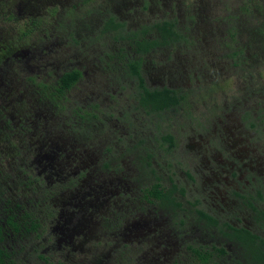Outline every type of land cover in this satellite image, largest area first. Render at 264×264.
I'll list each match as a JSON object with an SVG mask.
<instances>
[{
    "label": "rangeland",
    "instance_id": "obj_1",
    "mask_svg": "<svg viewBox=\"0 0 264 264\" xmlns=\"http://www.w3.org/2000/svg\"><path fill=\"white\" fill-rule=\"evenodd\" d=\"M13 7L14 16L0 10L1 66L4 60L11 64L14 55L22 60L18 52L25 53L24 59L30 58L26 60L31 66L23 70L19 62H13L5 73V83L0 85V115L12 113L14 126L21 122L11 130L1 129L0 116V226L9 215H16V221L37 223L36 231L27 234L15 233L11 227L5 233L4 243L21 264H174L178 261L191 264L192 251L187 248L190 242L195 240V245L208 250L221 242L217 231L210 230L205 235L196 227L194 202L234 224L256 226L251 210L234 195L232 188L255 197L258 189L264 190V46L251 40L252 31L259 25L258 18L264 19L260 14L264 0H15ZM111 13L125 24L123 40L119 41L116 36L115 45H108L113 42L108 36L101 37L99 31L107 26ZM162 17L177 18L178 27L189 32L194 43L183 49L182 37L180 48L165 47L146 57L148 65L160 66V71L152 69L148 73L150 85L171 86L183 95L177 109L148 114L135 107L138 91L135 83L129 81L122 90L107 73L115 65L111 55L125 58L128 50L134 53L128 43L132 32ZM235 31L237 34L232 41L231 33ZM155 34L154 30L152 36ZM228 46L244 51V68L232 65V49ZM33 54L38 55L32 59ZM75 56L87 57L93 62L85 69L86 76L68 94L71 104L89 106L84 111L89 110L90 104L99 105L98 117H90V125L98 134L95 132L96 138L86 141L79 139L74 130L64 127L61 112L52 101H40L35 93L37 83L32 79L40 78L48 88L47 84L54 80L53 73L69 62H76ZM118 69L121 74L125 71L123 65ZM99 91L102 95L97 97ZM125 107L134 120L130 128L126 122L120 124L115 117L110 118L112 110L117 114ZM35 113L41 114L38 120L32 117ZM71 117L75 120L76 113L72 112ZM103 118L109 123L108 127L103 125ZM257 127H261L262 132H256ZM32 132L35 133L33 141L57 142L70 151L74 144L77 150L87 149L82 154L85 153L88 160L80 152L71 151L72 157H77L76 162L66 159L67 163L60 166L55 163V167L62 169L61 175L45 180L43 175H38L40 168L35 154L26 148L33 152L39 148L38 143L25 141ZM166 133L174 134L177 142L170 153L161 147L168 145L161 137ZM130 136L135 145L133 154L118 143V137L130 140L127 138ZM98 141H102L101 145L111 143L119 150L121 155L117 154L119 166L114 167L115 174L113 170L106 171L101 162L89 154L99 149ZM217 141L222 144L210 145ZM126 151L128 155L124 154ZM149 152L154 154L151 167L144 160ZM32 161L37 167L33 173L30 171L33 169H28ZM230 163L234 167L243 166L241 178L231 176ZM162 165L163 174L167 175L172 165L176 178L187 185L183 213L188 215L187 222H191L174 227L168 220L164 229L168 243L166 258L159 246L143 237L127 241L113 239L119 232H125L122 229L126 223L122 221L118 227L116 220L133 215L149 218L140 210L146 202L141 191L149 185L151 169ZM187 171L195 174L199 183L194 185L187 178ZM119 173H127L135 181L141 180V189L131 185L126 192L115 193L105 204L95 203V207L82 204V195H75L78 191L72 183L77 179L86 180L89 174L108 178ZM239 205L246 212L241 216L243 222L236 219L240 214ZM26 212L30 213L29 217H25ZM58 219L66 234L72 236L68 242H59L62 234L57 227ZM258 227L257 231L264 235ZM179 230L183 233L177 242L173 234ZM139 236H143V232ZM231 249L240 251L233 244ZM37 253L48 255L50 263L40 260ZM105 255H109L108 258ZM220 262L225 263L224 258ZM235 262L236 259L233 264Z\"/></svg>",
    "mask_w": 264,
    "mask_h": 264
},
{
    "label": "flooded vegetation",
    "instance_id": "obj_2",
    "mask_svg": "<svg viewBox=\"0 0 264 264\" xmlns=\"http://www.w3.org/2000/svg\"><path fill=\"white\" fill-rule=\"evenodd\" d=\"M14 12H15V10H14ZM121 21L124 22L123 20H121ZM158 22H160V20H158L157 22L155 21L153 23L149 22L148 25H146V26H148L147 31L142 30L144 28L143 26L139 27V28H141V30L139 28H137L135 31H140L141 37H146V38L151 37L152 38L154 36L159 35V33L157 32L156 26H154ZM106 25H107V23H106ZM177 28H178V26H177ZM154 30L156 31V34L152 36V33ZM99 31H101V34H100L101 37L104 36V39H105V37L108 36L109 39L113 42V44L108 43V45H115L117 43V41L115 39L116 36L118 37L119 41L123 40L122 36L118 35V33H119L118 30L110 28L108 25ZM90 40H92V39L90 38L89 41ZM135 42L136 41L133 40V38H131V40L128 41V43L132 46L135 54L132 53L131 50H128L127 57H125V58H115V57H113V55H111L112 56L111 59L114 60L115 65L113 68H109V71L107 73L108 76L112 77L115 81H117L122 90H125L126 84L129 81H131L133 78L131 75V68H130L131 64H130V62L132 60H135V59H140V66H141L142 74L146 79L147 87H149L151 89L163 88L164 86L152 87L150 85V83H149L150 81H149V78L147 76L148 73L150 74L152 69L160 71L159 70L160 66L159 65L158 66L157 65L156 66L148 65L147 61H146V57L150 56L151 54H153L159 50H162L165 47L167 48V47H170L173 45H171V44L164 45V46L159 45V46L152 48L150 51H147L146 53H144V52H138L135 49V47H134ZM122 48H125V45H123ZM18 53L20 54V56L23 59L19 60L17 55L16 56L14 55L13 62L14 63L19 62L18 65L23 70H27V67L31 66L30 63L28 62L29 60H26L29 57H26V59H24L25 53L24 52H18ZM35 57L33 54L32 59H34ZM75 58L77 59L76 62H73V63L69 62L67 65L62 67L60 71L53 73L54 80L51 81L50 84H47L48 88H46V86H45V83H44L45 81H41L40 78L37 77L39 79V81H38V79L36 81L34 79V77H32V79L37 83V87L35 88V93H38V95L40 97V101L42 99H46L48 102L52 101L54 103L56 110L61 112L60 117H62L63 118L62 121L64 123H66L64 125V127L66 126L70 129L74 130L72 132H76L79 139L86 141L87 139L90 140L92 137L96 138V136L98 134V131H95L94 127H91V125H90V117H92V116H93V118L98 117L99 105L98 104H90L89 110L84 111V109L89 107V106L85 107L83 105H78L77 102L75 104H71V98H69L68 94L73 90V88L77 84H79L81 82L82 78L86 76L87 71L85 69L90 66L89 63L93 62V60H90L87 57L80 59L77 56H75ZM6 61L7 60H4V64H2V66H1V59H0V85L3 82L5 83V76H6L5 73H7L9 71V69L12 67L11 64L13 62L11 64H6ZM122 65L125 69L123 74H121V72H119V69H118V67L122 66ZM42 66H44V64ZM67 69H79L81 71V76L78 79V81L75 83V85H73L71 88H68L67 90H64V91H60L59 90L60 77L62 75V72L67 70ZM29 77L31 79V76H29ZM101 95H102V91H99L97 94V97H100ZM136 104H137V102H136ZM137 109L143 110L142 108H137ZM66 110H68V111H67V114L65 117L64 112ZM72 112L76 113V115H77V118L75 120H73L71 117ZM125 113H127V115H128L127 119L124 117ZM0 116H1V120H2V128L1 129L4 128V129H10L11 130V128L14 126L12 124L14 122L13 121L14 120L13 114L2 112V114ZM34 116H35V119L38 120L41 117V114L40 113L32 114L33 118H34ZM112 117H115V120L117 122H120V124L121 123L123 124L124 122H126L128 124V127L129 128L131 127V120H133V119L131 118V115H130L128 108L125 107L123 109L118 110L117 114L115 113L114 110H112L110 112V118H112ZM23 122L25 124L26 123L29 124V122L26 120H23ZM20 123L16 122L14 127L20 126ZM102 123L105 127H108L109 123L107 124L105 122L104 118L102 120ZM146 123H147L146 126L150 125V123L148 121H146ZM146 126H142V127H146ZM95 132H97L96 135H94ZM256 132H262L261 127H257ZM22 134L25 137L26 133L24 132ZM34 135H35V133L32 132L30 139H28V140L25 139V141L28 143H35V144L38 143L39 148L36 149L35 152H33V150H31V148H29V147H26V148L28 149L29 152H32L33 155L35 154L36 163L38 164V167L40 168V170L38 171V175L39 176L43 175L45 180H50L51 177H53V176H60L62 169L59 166L63 162H65L66 159H67L66 161H69V162H74V161L76 162L77 157H75V156L72 157L71 151L73 152L75 150L78 153L80 152V154L83 155L84 158H86L85 153L84 154H82V153H83V151L87 152L88 150L87 149L86 150L85 149L77 150L76 144H74V149H72L70 151V150H67L66 146L62 147L57 142H55L53 144H49L51 142H47V140H44V142H42L40 140L33 141L32 138ZM162 135H164V134H162ZM162 135H161V137H162ZM172 135H173L174 144H175L172 149H174L177 146V142H176V138H175L174 134H172ZM212 137L215 138L214 136H212ZM127 138H130V140L129 139H122V138L118 137V143H119V145H125L126 150L130 151L129 152L130 154H133L134 153L133 149H134L135 145L133 143L131 136L127 137ZM101 142L102 141H98L99 149H97L96 152L92 151L89 154L93 155L97 159V161H100L102 164V167L107 169L106 171L113 170V169L117 170L114 167L118 168V166H119V159L117 157L118 155H121L119 153V150H117V147L111 143H107L106 145H101L100 144ZM220 144H222V143L220 141H217V142H213L210 145L220 146ZM88 145L90 146V144H88ZM83 146L86 148V146L84 144H83ZM63 153L66 154L65 157H64ZM124 154H127V151ZM62 157H64L63 160H60V158H62ZM101 159H102V161H101ZM141 159H143V158H141ZM133 160H135V159L133 158ZM55 163H57V165H59V166L55 167L54 166ZM65 163H67V162H65ZM247 166L251 170H254L251 166H249V165H247ZM164 168H165L164 165H162V167L154 168L156 170V172H152L151 174L154 175V177H156V178L157 177L162 178V184H163L162 187H166V186L171 187V185H172L171 178H173L175 183L178 184L179 190L184 187L185 188V194H182V193H177V194L179 195L180 199L183 202L182 206H185L183 198H185V196L188 192L187 185L182 183V182L180 183V180L176 178L177 172L175 171V169L173 168L172 165H169V167L167 169V175L163 174V172H162ZM230 168H231V171H229V173L231 172V176L234 179H239L242 177L243 166L234 167V166H231V163H230L229 169ZM28 169H33V170H30L32 173L37 169V167H34L33 161L29 162ZM110 172H112V171H110ZM113 173L115 174L116 172L114 171ZM186 174L188 176L187 178L191 182H193L194 185L197 184V181L199 183V180L195 177V174H193L192 172H189V171H187ZM131 177L132 176L127 174V173H119V174H116V176L108 177V178L103 176L102 174L97 175V176L89 174L86 177V180L79 181V179H77L76 182L72 183V185H75V189L78 191L77 194H75V195L76 196L82 195L81 200H80L82 204L87 205V206L91 205V206L95 207V206H97V205H95V203L103 204L104 202L109 201L112 196H115V193L120 194L121 191L126 192L129 189V186H131V185H135L136 188L141 189V187H140L141 180L135 181ZM152 180H153V177L151 178V180H150V178H148V183L151 184ZM167 180L169 181V184L167 183ZM235 182L237 183L238 181H235ZM37 183H39V182H37ZM29 184H30V181H29ZM77 184H79V186H76ZM46 187H48V186H46ZM234 191L236 192L237 190H234V188H232V192L235 195ZM241 192H242V189H241ZM141 196L145 199V201L147 203L144 202V204L140 208V210L143 213H147L149 218L141 219V216L139 218H136V215H133L130 218L116 220L115 224L118 227L122 221H124L126 223L125 228L122 229L125 232L124 233L119 232V234L113 236V239L117 240L120 238L124 241H127V240L132 239L133 237H134V239L139 238V237H143L142 238L143 240H145V241L149 240L148 242L155 243L156 246H159L162 249V251H161L162 255L165 257V256H167V252H168V243L165 241V238H164V234H165L164 229H165V225L168 222V220L171 221V223L174 227H177L179 225L180 226L181 225L186 226V225H188V223L190 224L191 222H187L186 219L188 218V215L186 213H183V212H182V215L185 218V222L183 223L181 221V219H180L181 215L180 214H181L182 208L177 207L175 209H171L170 212L169 211L166 212L167 211L166 209H163V207L158 202H153V199H151V197L147 198V196L145 194H143L142 191H141ZM71 199H73V197H71ZM239 199L241 200V198H239ZM151 204L154 205V207H152ZM193 204H194V208L196 211V218H197L196 227L201 229L202 233L205 235H208L210 230L216 232V230H217L216 227L214 225L207 224L206 220L202 219L200 215H201V211H203L205 213L213 215L214 217L219 218V220H220V218L222 220H224L220 216V214H218L217 212L215 214V213H212V212L205 210V208L202 207L199 202H194ZM239 207H240V210H239L240 214L236 216V219L238 222H243V217H241V216L244 215L246 212L243 210V208L240 205H239ZM147 208H148V210H147ZM164 212H166V215L164 214ZM175 217H178V218H175ZM9 218H10V215L7 217L6 220H8ZM131 219H132V222H130ZM232 223H233V221H232ZM151 225H154L156 227L152 229V228H150ZM234 225H236V224H234ZM242 225H245V224H242ZM57 227L60 228V232L62 234V236H60L59 242H61L62 240L68 242V239H70V240L72 239V236L67 235L66 232L64 231V227L62 226V222L59 219H58ZM247 227L249 228V226H247ZM250 227L254 228L257 231L256 226L250 225ZM260 228L261 227L259 226V229ZM144 230H147V231H144ZM151 231H153V232H151ZM142 232H143V236H139ZM148 232L152 233L151 234L152 236L147 235ZM182 233L183 232L180 230H179V232L178 231L174 232L173 237L176 238L177 242H179V236L181 237ZM222 236H220V234H219V236H217V237H218V239H221V242H219L216 246H213L211 249H209V251H211V255H212L211 256L212 264H215L214 263L215 260L221 264H233L234 259H236V262L234 264H237L239 260L246 262L245 250L240 249V251H235V250L231 249L232 244L234 246H237V245L234 244L230 238H226V237L223 238ZM194 241L190 242L189 245L191 243L194 244ZM189 245H187V248L189 247ZM221 245L226 246V248L228 249V252L225 255L218 256L216 254L215 249H216V247H220ZM108 256L109 255H105L106 258H108ZM222 258H224L225 263L220 262V260Z\"/></svg>",
    "mask_w": 264,
    "mask_h": 264
},
{
    "label": "trees",
    "instance_id": "obj_3",
    "mask_svg": "<svg viewBox=\"0 0 264 264\" xmlns=\"http://www.w3.org/2000/svg\"><path fill=\"white\" fill-rule=\"evenodd\" d=\"M15 0H0V10H4L5 12L15 15L13 4ZM2 8V9H1ZM247 11V6H246ZM250 11V9H249ZM247 11V12H249ZM259 14V13H258ZM260 14H263L264 18V10H260ZM160 22L155 24L157 32L159 35L146 38L140 36V31H133L130 35L133 40L136 42L134 43V47L138 52L150 51L152 48L156 46H164V45H173L174 47L180 48V40L183 37L184 48H190L193 43V36L188 32H184L178 26L177 18H159ZM156 20V22L158 21ZM107 25L110 28L118 30L121 36H124V22L118 19L117 15L111 13L107 20ZM258 27H255V30L252 31V38L253 42L262 43V47L264 46V19L261 20L258 18ZM143 31H147L148 26H143ZM141 30V28H139ZM237 34V31L231 33L232 41H234V35ZM73 38H76L75 34L72 33L71 35ZM77 39V38H76ZM231 48V56H232V65L234 67H241L244 68L246 64L244 51L239 47L228 46ZM186 51V50H183ZM131 66V75L132 80L135 83L136 88L138 87L137 94V104L135 105L136 108H142L143 111L146 113L152 112H161L166 109H177L183 101V95L179 93L176 88L171 86H164L163 88H156L151 89L146 85V79L142 74L141 66H140V59H135L130 62ZM81 76V71L79 69H67L62 72L59 81V90L64 91L68 88H71ZM125 118H128L127 113L124 114ZM162 139L165 142H168V145L165 147L161 145V147L165 148L167 152H171L172 148L174 147V138L171 133H166L162 135ZM147 164L151 167L152 161L151 159L154 158L153 152H149L147 154ZM156 172L154 168L151 169V173ZM153 180L152 183L147 186L144 191V194L147 198L153 199V202H158L163 209H166L167 212L171 209H175L177 207L182 208L181 210V221L184 223L185 218L182 215L184 210V206L182 200L180 199L177 193L185 194V188H181L179 190V186L175 183L174 179L171 178L172 185L171 187H162V178L161 177H154L152 175ZM235 195L242 199L243 204L246 208L251 210L253 222L258 227L260 226L261 230L264 231V190L259 189L257 190V196L252 195V193H248L244 195L241 191H236ZM262 204H259V201ZM25 217H29L30 213L26 212ZM201 218L206 220L207 224L214 225L216 227V231L223 235L226 238H230L231 241L236 244L240 249L245 250L246 252V262L239 260L237 264H264V235L261 234L259 231H256L254 228L247 227L242 224L234 225L227 219L222 220L220 218L214 217L211 214L205 213L201 211ZM16 215L10 216L8 220L5 221V224L0 226V264H21L19 259L14 256V251L11 250L7 244L4 243L6 238L5 233H7L8 228H14L13 230L15 233L19 234H27L28 232L36 231L37 223L28 220L25 221H16ZM30 223V224H29ZM259 228V227H258ZM189 249L192 251L191 254V264H212L211 259V251L208 249H204L202 245H195L191 243L189 245ZM216 254L218 256L225 255L228 252L226 246L221 245L220 247H216L215 249ZM37 256L42 261H46L50 263V259L48 255L43 253H37ZM181 262H175L174 264H180ZM215 264H221L215 260ZM24 264V263H22ZM52 264H64L63 262H57Z\"/></svg>",
    "mask_w": 264,
    "mask_h": 264
}]
</instances>
